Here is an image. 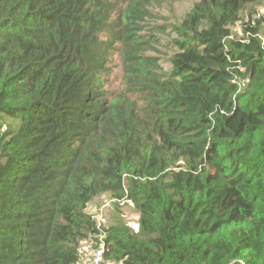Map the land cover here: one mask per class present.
<instances>
[{
	"label": "trees",
	"instance_id": "obj_1",
	"mask_svg": "<svg viewBox=\"0 0 264 264\" xmlns=\"http://www.w3.org/2000/svg\"><path fill=\"white\" fill-rule=\"evenodd\" d=\"M155 2L0 0V264H78L99 232L105 263L264 264V16L242 18L264 0L194 3L168 72L140 37ZM103 194L138 233L96 228Z\"/></svg>",
	"mask_w": 264,
	"mask_h": 264
},
{
	"label": "rangeland",
	"instance_id": "obj_2",
	"mask_svg": "<svg viewBox=\"0 0 264 264\" xmlns=\"http://www.w3.org/2000/svg\"><path fill=\"white\" fill-rule=\"evenodd\" d=\"M198 1L158 0L150 7V17L142 23L140 37L150 44L144 54L156 58L164 72L169 71L170 57L176 52L173 43L176 35L173 28L180 23L193 4ZM248 16L258 19V17L264 16V8L261 6H248L242 17L245 22L249 19ZM239 32L238 27L232 28V37H238ZM119 47V43H116V48L111 51L108 58V73L103 78V90L107 91L110 96L123 90V70ZM87 212L95 219L98 218V215L101 216L105 228L116 222H122L133 233H138L137 213L126 203L114 200L109 194H103L95 198L90 203Z\"/></svg>",
	"mask_w": 264,
	"mask_h": 264
},
{
	"label": "built area",
	"instance_id": "obj_3",
	"mask_svg": "<svg viewBox=\"0 0 264 264\" xmlns=\"http://www.w3.org/2000/svg\"><path fill=\"white\" fill-rule=\"evenodd\" d=\"M104 222L101 216L95 219V225L98 230H102ZM104 233L99 234L93 238H89L78 246V264H106L103 260L106 246L104 243Z\"/></svg>",
	"mask_w": 264,
	"mask_h": 264
}]
</instances>
